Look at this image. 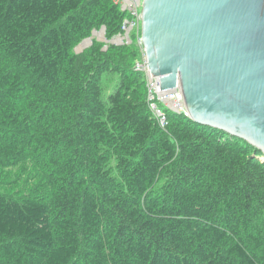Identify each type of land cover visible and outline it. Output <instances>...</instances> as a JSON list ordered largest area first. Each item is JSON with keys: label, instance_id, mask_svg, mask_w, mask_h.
I'll list each match as a JSON object with an SVG mask.
<instances>
[{"label": "trees", "instance_id": "trees-1", "mask_svg": "<svg viewBox=\"0 0 264 264\" xmlns=\"http://www.w3.org/2000/svg\"><path fill=\"white\" fill-rule=\"evenodd\" d=\"M124 17L113 0H0V173L47 188L0 191V264H264L259 153L183 115L161 128L129 46L72 52Z\"/></svg>", "mask_w": 264, "mask_h": 264}, {"label": "water", "instance_id": "water-1", "mask_svg": "<svg viewBox=\"0 0 264 264\" xmlns=\"http://www.w3.org/2000/svg\"><path fill=\"white\" fill-rule=\"evenodd\" d=\"M141 44L160 90H180L186 118L264 163V0H143Z\"/></svg>", "mask_w": 264, "mask_h": 264}, {"label": "built area", "instance_id": "built-area-1", "mask_svg": "<svg viewBox=\"0 0 264 264\" xmlns=\"http://www.w3.org/2000/svg\"><path fill=\"white\" fill-rule=\"evenodd\" d=\"M143 0H113L120 11L125 14L120 32L112 42L115 44H134L140 47L141 57L134 64V70L142 73L146 82V101L153 118L161 128L167 125L169 113L186 117L184 101L179 89L172 92L161 91L157 77L151 76L146 65L145 53L141 44V11ZM102 31V30H101ZM134 32V41L132 39ZM105 34V31L102 32ZM140 34V35H139Z\"/></svg>", "mask_w": 264, "mask_h": 264}, {"label": "rangeland", "instance_id": "rangeland-1", "mask_svg": "<svg viewBox=\"0 0 264 264\" xmlns=\"http://www.w3.org/2000/svg\"><path fill=\"white\" fill-rule=\"evenodd\" d=\"M101 34V35H100ZM132 34V39L134 41V32ZM100 35V36H99ZM140 35V34H139ZM90 39L89 43L85 40ZM85 41V42H84ZM84 42V44H83ZM122 45L126 44H115L112 42V40H108L105 37V34L103 35L100 30L95 31V34L93 32L91 33L90 37L82 39L81 41L77 42L74 49L73 53L78 56H83L86 55L89 50L92 47H98L101 51H106L109 50L111 46H114L116 48H122ZM130 47V50L133 52L132 60L134 61V64L137 60H140L141 57V51L140 47L134 43L130 45H126ZM118 77L113 75L112 73H107L104 74L103 78V94H106L107 92L110 91L112 88L113 84L117 81ZM16 172H10V171H5L0 173V191L4 192L8 196H11L12 198H23L26 196L30 195H44L47 193V188H45L43 191H36L38 189L39 184H43V180L41 179V176H34V173L29 175L27 179L25 176L20 177L17 180V176L15 178ZM167 179V176L164 174L160 177V181L154 183L155 190H160L161 187L164 185L165 181Z\"/></svg>", "mask_w": 264, "mask_h": 264}, {"label": "bare ground", "instance_id": "bare-ground-1", "mask_svg": "<svg viewBox=\"0 0 264 264\" xmlns=\"http://www.w3.org/2000/svg\"><path fill=\"white\" fill-rule=\"evenodd\" d=\"M100 35H101V34H100ZM100 35H99V36H100ZM85 41H87V42L89 43L90 39H89V40H85ZM85 41H84V42H85ZM84 42H83V44H84Z\"/></svg>", "mask_w": 264, "mask_h": 264}]
</instances>
